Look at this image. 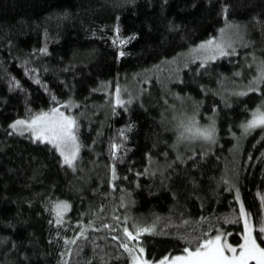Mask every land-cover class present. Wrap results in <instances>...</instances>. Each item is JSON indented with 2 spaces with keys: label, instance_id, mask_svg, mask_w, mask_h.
I'll list each match as a JSON object with an SVG mask.
<instances>
[{
  "label": "trees",
  "instance_id": "obj_1",
  "mask_svg": "<svg viewBox=\"0 0 264 264\" xmlns=\"http://www.w3.org/2000/svg\"><path fill=\"white\" fill-rule=\"evenodd\" d=\"M229 24L241 26L235 52L196 71L191 47L222 28L229 38ZM262 61L264 0H0V264H131L121 242L159 259L217 230L241 242L240 201L254 226L264 217V127H241L264 94L238 93ZM53 95L77 118L75 170L51 145L8 134L29 108L55 107ZM193 113L201 126L215 120V143L177 142ZM57 200L70 205L60 224ZM89 220L87 238L66 246ZM134 223L154 228L125 241Z\"/></svg>",
  "mask_w": 264,
  "mask_h": 264
},
{
  "label": "snow or ice",
  "instance_id": "obj_2",
  "mask_svg": "<svg viewBox=\"0 0 264 264\" xmlns=\"http://www.w3.org/2000/svg\"><path fill=\"white\" fill-rule=\"evenodd\" d=\"M228 5L224 4L221 12L227 16ZM171 26V25H170ZM228 27L235 29V31L229 36L224 37V29H220V37H209L208 39L200 41L198 44L191 47L190 51L193 53V59L200 61V67L196 71H200L204 65L209 61H215L218 57H224L231 55L235 52V39L239 38L241 26L238 24H229ZM118 31V28H117ZM95 34V33H93ZM127 39V38H125ZM121 44L124 40L120 41ZM35 51V50H34ZM40 52L46 53L47 48L42 47ZM125 53L121 51L120 56ZM184 67H188V63L184 64ZM27 71V69H26ZM14 85L10 83V87H19L20 81L15 80ZM264 84V61L261 62V71L258 76L253 77L249 82V86L246 90H240L239 95H244L246 92H261L264 94V90L260 85ZM203 87V86H201ZM55 107H50L47 110H40L33 112L28 109L27 118H17L8 124L9 135L18 134L24 135L28 133L29 139L36 143H44L45 146L51 145L55 152L59 153V162L61 165L75 170L77 160L80 153L81 143L78 138V122L77 118L65 111L61 110V102L57 98L52 96ZM132 97H128V103H131ZM74 101L69 97L68 100L63 101L65 107L70 108ZM116 105L125 104V101L120 98V87H116V98L114 100ZM126 107V105H125ZM216 108L213 105V112ZM115 112V108H113ZM131 128L132 125H127ZM241 127L244 132L247 133L256 127H264V103L257 105L252 109V115L250 119L241 123ZM181 131L177 133V142L182 140H193L202 138L209 143H215L216 141V125L215 120L212 119L207 125H199L195 113L187 118V122H181ZM119 135L123 139H127L125 132L121 130ZM119 145L113 143L112 149L115 150ZM167 155V153H165ZM195 155V153H193ZM204 153H201L203 156ZM112 156H116V152H112ZM178 159L180 158L178 154ZM196 165L193 164V167ZM170 167V165H169ZM112 177L116 176L115 166H112ZM111 184V180L109 181ZM115 187V185H113ZM237 195L235 199L240 201L239 189H236ZM52 214L56 217V223L62 222V216L65 211L70 207L69 203L64 200H57L52 202ZM103 206L101 205V208ZM239 216L243 218V231L242 241L239 243H231L226 238V234L222 230H217L215 235H204L202 238L197 239L194 247H184L182 253L169 255L165 254L159 259H149L144 254L145 249L143 246L132 245L127 242H121L119 247L123 248L128 256L131 258V264H264V217H261L258 223L255 225L258 228L257 232H254V225L249 219L244 203L240 201ZM118 220L119 217H116ZM125 220L127 217L124 218ZM203 219V218H202ZM51 223V221H50ZM77 224L83 225L82 220H78ZM123 233L125 234V241L135 238L139 240L140 233L152 232L154 225L142 226L140 224H133L134 231H130L127 225H123ZM87 228H95L92 220H89L87 225L81 227L79 232H76L72 238L64 237L66 246L68 244H75L77 238H87ZM100 228H109L110 234L114 229H111L108 224L102 223ZM59 235V232H57ZM114 240H120V236H113ZM259 241V242H258ZM79 251V249H77ZM72 249L67 248V254H71ZM65 253H61L63 259ZM120 255V253H117ZM63 264H68L67 260H63Z\"/></svg>",
  "mask_w": 264,
  "mask_h": 264
},
{
  "label": "rangeland",
  "instance_id": "obj_3",
  "mask_svg": "<svg viewBox=\"0 0 264 264\" xmlns=\"http://www.w3.org/2000/svg\"><path fill=\"white\" fill-rule=\"evenodd\" d=\"M230 33H233V32H230ZM227 35H229V34H224V36L225 37H227ZM193 53L191 52V51H189L188 53H187V55H192ZM179 60V59H178ZM173 62V64L172 65H175V63H177V60H176V62L175 61H172ZM175 62V63H174ZM116 90V89H115ZM61 110H63V111H65L66 113H69V114H71V115H73V116H75L74 114H72V113H70L69 111H67V110H65V109H62L61 108ZM198 123H199V125H201L200 124V122L198 121ZM257 128V127H256ZM253 130V129H252ZM250 219V218H249ZM251 221V220H250ZM252 222V221H251ZM254 225V224H253ZM244 226V225H243ZM254 232H256V229H255V226H254ZM144 255V254H143Z\"/></svg>",
  "mask_w": 264,
  "mask_h": 264
}]
</instances>
